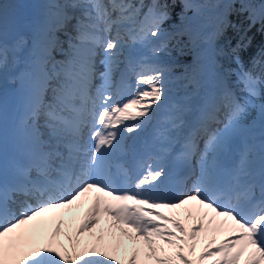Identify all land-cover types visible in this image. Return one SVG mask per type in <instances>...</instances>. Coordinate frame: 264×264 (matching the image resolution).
Listing matches in <instances>:
<instances>
[{
  "label": "snow or ice",
  "instance_id": "6c2138e0",
  "mask_svg": "<svg viewBox=\"0 0 264 264\" xmlns=\"http://www.w3.org/2000/svg\"><path fill=\"white\" fill-rule=\"evenodd\" d=\"M51 7L56 11L37 29L31 53L35 81L27 119L37 133L36 147L27 162L16 167L11 182L3 179L0 161V264H264V170L257 181L249 168L247 151L241 155L232 182L227 184L220 183L206 165L207 152L201 153V171L192 189L171 200L153 195L165 170L151 155L138 163L134 177L122 165H116L117 174L124 183L131 181L132 187H117L113 182L110 157L122 150L124 133L141 130L168 92V70L156 64L141 63L136 71L129 61L135 90L127 95H122L127 85L113 80L123 46L119 28L136 20L140 6L132 0H64ZM183 7L196 6L185 0ZM229 7L234 8L235 3ZM239 7L248 13L249 27L257 18L264 21V0L257 5L240 0ZM168 9L167 3L154 4L140 23L138 35L142 41H159L154 52L169 48V41L161 39V24L169 17ZM7 16V6L0 3V68L7 63L2 38ZM114 26L116 34L109 35ZM227 28L238 34L231 53L239 64L238 51L246 47L247 36L241 34L242 23H233L227 16L221 20L217 36H223ZM182 36L189 37L187 43L180 39ZM193 36L192 29H177L173 39L180 55L185 54ZM97 48L104 52L100 61L104 71L99 72L102 84L93 96L89 86L97 74ZM57 54L63 58L57 59ZM184 78L188 81L185 87H199L195 73ZM239 82L245 96L238 97L225 89L201 107L185 137V158L196 154L201 137L205 149L220 147L239 126L247 108L256 107L260 79L251 72H242ZM49 88L52 95L46 100ZM258 107L264 120V103ZM184 111L183 105L178 106L168 120L169 127L160 130L161 138L184 127ZM41 128L47 130L46 139ZM90 193L91 203L76 225L75 237L70 231L71 222L55 215L46 222L51 228L43 242L20 231L46 213L71 210L74 204L82 206L83 198ZM19 197L25 199L20 201V211L14 212L11 205ZM29 198H35L36 203H28ZM164 208L184 209L185 219L191 224L161 211ZM105 219L108 235L115 236L118 229L135 245L125 258L119 255L120 241L104 242L103 227L99 236L91 233L94 241L80 239L81 234L100 226ZM206 219L213 232L226 233L218 243L215 235L208 239ZM61 236L70 243L65 244ZM201 238L208 242L197 255ZM206 257L210 259L206 261Z\"/></svg>",
  "mask_w": 264,
  "mask_h": 264
},
{
  "label": "trees",
  "instance_id": "16d2710c",
  "mask_svg": "<svg viewBox=\"0 0 264 264\" xmlns=\"http://www.w3.org/2000/svg\"><path fill=\"white\" fill-rule=\"evenodd\" d=\"M132 2L147 5L149 9L158 3L169 5V17L161 24V29L170 34L163 38L169 41V48L160 51L162 58L154 62L168 70V95H184L196 89L191 86L185 87L188 81L184 77L190 78L193 73L198 72L192 52L212 39L216 66L221 70L225 79L230 81L227 82L228 87L233 90L236 96L243 97L246 94L242 91L243 86L238 78L242 72H251L260 79V83H258L259 96L254 99L256 107L247 108L243 113V121L248 123L257 119L262 120L259 116L258 106L264 103V21L257 18V22L249 27L246 19L248 13L240 10V0H187L188 3L196 6L191 9L183 7L185 0H132ZM233 2L235 7H229ZM247 2L257 5L260 0H247ZM225 16L233 23H242L241 34L246 33L247 36L246 47L238 51L239 64L231 53V48L236 46L238 38L236 30L227 28L223 36H217L221 20ZM180 28L194 30L193 42L184 49V55L178 53L175 47L176 41L173 39L175 32ZM180 39L187 43L189 37L182 36ZM229 40H231L230 44ZM262 121L264 124V120Z\"/></svg>",
  "mask_w": 264,
  "mask_h": 264
},
{
  "label": "rangeland",
  "instance_id": "374dc122",
  "mask_svg": "<svg viewBox=\"0 0 264 264\" xmlns=\"http://www.w3.org/2000/svg\"><path fill=\"white\" fill-rule=\"evenodd\" d=\"M15 1H17V2L16 3H14V2L11 3V1H8V0H0V3L5 4L7 7L11 6L13 8V10H15V11L16 10H21L22 11V10H26L27 6H29V4L31 3L32 0H15ZM36 1H38V2H36V4H34L35 7H38V6L41 7V5H43V2L46 3V5H47L46 7L48 9L47 13L49 15L52 12L56 11V9L52 8L51 5L63 3V0H36ZM39 1H43V2L39 3ZM137 5L140 6V14L136 18V20L131 22V23H127V24H125V25H123V26H121L119 28L120 36H121V39H122V44L128 43V42H133L134 44H136L138 46L149 47V49L152 52H151V54L148 57H146V62L145 63L154 64V61L156 59H161L162 58V55H161L160 52H154V49L159 46V41L156 40V38H150V40H148V41H142L140 39V37L138 35L140 23H141V21H143L144 14H146L149 11V8L147 7V5H143L141 3H138ZM38 18H40V16H36V21L40 22L41 19H38ZM116 31H117V29L114 26L112 32L109 35H115ZM162 32H163V35H162L161 39H163L165 36L170 35L169 32L164 30V29H162ZM28 37L29 36L26 33H23V36L21 38L23 40L22 44L20 43L21 40H19V41L16 42V44L13 47H10V48L7 47L6 48L7 49V63H6V65L3 68H0V77H1V73H2L3 70L8 71V70H13L14 69V67L16 65V61H15L16 57H14V55H16V54L18 55V52L22 51L23 46L26 43ZM62 39H63V37H62ZM211 41H212V39L209 40L208 42H206L205 44H203L200 47L199 50H196V51L192 52V54L194 53V58H195V55L198 52L202 51L204 46L207 45L208 43H210ZM65 48H67V45H65ZM10 56L13 58V61L10 59ZM62 58L63 57H61L59 54H57V59H62ZM103 59H104V52H103L102 48H97L96 49V56H95V67H96V73L97 74L92 79L91 84L89 86V89H90L89 94L93 95V96L95 95V91L97 89L96 86L102 84V81H101V79L99 77V72L104 71V65H102L100 63V61L103 60ZM118 60L119 61L121 60L120 56H119ZM215 70L218 73L216 82L217 81H221L220 82V84H221V87H220L221 88L220 89L221 92L224 91L225 89H230L228 87V83H227V82H230V81H227L228 79L227 80L225 79V77L223 76V74H222V72H221V70L219 68H215ZM113 72H114V70H113ZM239 77H240V75L238 76V78ZM53 84H54V82H53ZM257 88L259 89L258 85H257ZM200 91H201V89L198 87L193 92L186 93L184 95L176 96V95H168V94H166L165 97H164L168 101H171V102L174 103L175 109H174L172 115L175 113V110L178 108V106L183 105L185 107V111L182 113V116H183V119L185 121V124H184V127L178 129L180 131V134H182L183 130L187 127V124H188V120L187 119H188V117H190L189 115L193 114V110H195L196 104H197V102L199 100V97H200ZM218 91H219V87L216 85L215 92H214V94H213V96L211 98L218 96L219 95ZM231 91L233 92V90H231ZM51 95H52L51 89H49L48 96H47L46 100L50 99ZM243 117H244V115L242 114L241 117H240V120H239V126L233 132L239 133L240 138H241L240 147H238V149L240 151V158H241V155L245 151H247L248 154H249V161L251 162V160L253 158L264 155V127H263L264 124H263L262 121H259V120H255V121H251V122L247 123V122L243 121ZM25 121L29 122L28 120H25ZM149 121H150V119L148 121H146L144 125H146ZM213 127H222V125H213ZM40 130L44 134V136L47 137V130L44 129V128H41ZM128 134L129 133H124V141H123L122 148L125 145L126 136ZM87 135H88V132H87V129H85V136H87ZM197 144H198V149H197V154H196V159H195L196 170L197 171H196L195 176L189 182V188L193 187V184L195 183V181H196V179H197V177H198V175L200 173V170H201V168H200L201 153L206 151L207 152V156L205 157V159H208L209 157H211V154L216 149V148L210 149V150L209 149H205L204 138L203 137L200 138L197 141ZM240 158L238 160V164H239ZM157 162L160 164L161 167H163V164H161L159 161H157ZM238 164L236 166V170H237ZM249 167H250V164H249ZM189 188H188L187 191H189ZM153 195L160 196V192H159L158 186L154 190ZM30 201L32 202V204L36 203L35 201H32V200L28 199V203ZM16 203L17 204L14 203L12 205V209H13L14 212H19L20 208H21L20 200L18 202H16ZM62 217H63V219L66 222L69 221L72 224L73 221L71 219L69 220L67 218L68 216L66 217V215H64ZM35 219L30 221V222H33V224H34ZM42 219L44 220L43 224H41V221H40V226H39L38 230L31 231L29 228L23 227L20 231L22 233H24L25 235L34 236V239L37 242H43V240L46 239V237H47V231L50 230L51 225H50V223L46 224V222L48 221V218H47L46 215L42 216ZM36 221H37V224H38L39 221L37 219H36ZM76 222L78 224L80 221L78 220ZM103 225H106L104 220L101 222L100 226H97L96 228L91 229L90 231H86L85 233L81 234L80 239L82 241H84V242L94 241L95 237L92 236L91 233H95L96 236H99L100 235V229H101V227H103L105 229L104 242L105 243L116 244L117 241H120L121 242V248H120L119 255L121 256V258H125L127 256V254H129L131 252L132 248L135 245L127 237L122 236L119 233L118 229L116 230V235L115 236L108 235L107 234L108 226H103ZM44 226H45V228H44ZM75 228H76V225H72V228L70 229V231L72 232L74 237H75ZM205 231L207 232V236L209 237V239H211V237L213 235H215L216 236V242H218V237H217L218 234L225 233L223 231H221L222 233L221 232H213L212 229L210 228V226L207 223V219L205 220ZM60 239H62L65 244H69L70 243L64 236H61ZM202 241H203V238L200 239V241L198 242V245H200V243ZM207 242H208V240L204 241V244L207 243ZM205 259L207 261L210 258L206 257Z\"/></svg>",
  "mask_w": 264,
  "mask_h": 264
},
{
  "label": "bare ground",
  "instance_id": "6f19581e",
  "mask_svg": "<svg viewBox=\"0 0 264 264\" xmlns=\"http://www.w3.org/2000/svg\"><path fill=\"white\" fill-rule=\"evenodd\" d=\"M8 1L14 2L15 0H8ZM36 2H38V1L32 0L31 3L29 4V6H27L26 10L23 12L24 17H26V21L24 23V29H25L24 32L28 36L31 37V40L27 39L26 43L23 46L22 51H19L18 55L15 53L16 55H14V57H16V59H15L16 65H15L14 69L8 70V71L3 70L1 73V77H0V95L5 94V91L7 89H10L11 87H13V85L18 83L17 90H16V92L18 94V98H17L16 105H15L14 117L11 120V128L9 130L10 147H9L8 162L12 160L13 166L16 165L17 159L19 158V154H20L19 151L21 149V144L26 143L27 140L31 139L30 130L33 129V125L30 121L27 122V121L19 119V114L23 113V115H26V112H27L28 106H29L28 97L25 94H23L22 89H23V87H28L30 82L33 80V74L31 71L29 72V70H28L29 66L27 65V63H28L27 57H28V55H31V53H32L33 40H34V37L36 35L37 29L39 28L42 21L49 15L47 13L48 9L46 7L47 6L46 3H44L43 1H39V3L43 2V5H41V7H39V6L35 7L34 4H36ZM7 11H8V14L11 13V15H14L15 13L19 12V10H16V11L13 10V8L11 6L7 7ZM36 16H40V19H41L40 22L36 21ZM128 43H133V42H128ZM10 59L13 61V58L11 56H10ZM17 74L20 77V82H15L16 81L15 75H17ZM220 82L221 81L216 82V85L219 87V89H221L220 88L221 87ZM99 87H100V85L96 86V88H99ZM198 102H199V100H198ZM198 102H197L196 107L198 106ZM196 107H195V109H196ZM189 116L190 117H188V119H187L188 124H189V121H190L192 114ZM186 129H187V127L184 129L185 132H186ZM233 133H235V132H232L231 134H233ZM231 134L229 135V137L232 136ZM227 139H226V141H227ZM226 141L220 147L215 149V151L211 154V157H209L208 159H205V163L208 167H210L211 164L213 165V160H212L213 156L216 157V156L224 153V152H222V153H219V152L224 149V145H225ZM238 147H240V145ZM239 158H240V156H239ZM249 168H250L251 172L253 173L255 179L258 181V179L260 177V171L264 169V155L253 158L250 162ZM199 175H200V173H199ZM191 189L192 188H190V190ZM91 196H92V194L90 193L86 197L83 198V205L82 206H77V204H74L72 206L71 210H67V209L55 210V212H53V213L44 214V216L46 215L48 220H49V218L52 217L53 215H55L57 217L66 215V217L68 216L67 218L69 220L71 219L73 221L72 225H77L76 221H78V220L80 221V219H82L85 209L87 208L88 204L91 203ZM12 211H13V209H12ZM161 211H164V212L169 213V214L177 215L178 218L181 219L182 221H184L186 225L191 224V221H188L185 219L184 209L172 210V209L164 208V209H161ZM36 219L39 221L38 224H37ZM36 219H35L34 224H33V222H30L29 224H27L23 227L29 228L31 231L38 230V228L40 226V221H41V224H43L44 220L42 219V217H38ZM104 221H105L106 225H103V226H108L107 219H105ZM44 228H45V226H44ZM219 232H221V231H219ZM225 234L226 233L218 234V236H217L218 242L220 239L223 238V236ZM208 239H209V237H208ZM204 241H207V240L203 239V241L200 243V245L197 244V249H196L197 255L199 254V252L204 247ZM192 257L195 258L194 255Z\"/></svg>",
  "mask_w": 264,
  "mask_h": 264
}]
</instances>
